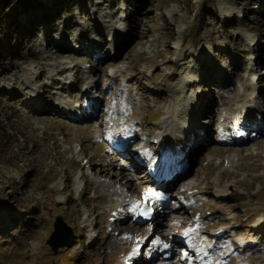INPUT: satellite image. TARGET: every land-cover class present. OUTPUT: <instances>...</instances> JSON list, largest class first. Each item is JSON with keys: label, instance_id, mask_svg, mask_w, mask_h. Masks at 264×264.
Listing matches in <instances>:
<instances>
[{"label": "rangeland", "instance_id": "374dc122", "mask_svg": "<svg viewBox=\"0 0 264 264\" xmlns=\"http://www.w3.org/2000/svg\"><path fill=\"white\" fill-rule=\"evenodd\" d=\"M63 2L33 0L0 56V264H118L149 224L133 264H180L188 221L204 243L229 230L215 264H264V132L233 142L264 105V0ZM191 110L203 136L172 179L146 175L165 159L157 137ZM109 125L141 166L117 155ZM56 217L73 239L53 252Z\"/></svg>", "mask_w": 264, "mask_h": 264}, {"label": "bare ground", "instance_id": "6f19581e", "mask_svg": "<svg viewBox=\"0 0 264 264\" xmlns=\"http://www.w3.org/2000/svg\"><path fill=\"white\" fill-rule=\"evenodd\" d=\"M252 104H253L252 108H253V106L258 108L259 102L257 101V103H256V101L254 99L252 101ZM191 113H192V110L180 122L177 120L173 123L171 121H169L168 122V128H170V129H168V130H170V133L168 131V134H166V136L164 134H162L159 137H157L158 140L162 139L161 143L163 144V146H165L163 148V153L165 155L164 156L165 159H164L162 167H155V168L150 170L152 175H156V177L163 178L164 180L172 179L176 173L175 172L176 162L183 159V155L185 153L186 148L188 149L191 146H193V143H194L193 141L197 140V138H199V136L201 135L200 133H198L200 128L198 127V123L195 120V117L192 115H191V117L189 116ZM72 116L75 117L76 115L74 114ZM248 117H249L248 113H245V118H243V120H245V123H247L249 121L248 119H251ZM246 118H248V119H246ZM263 122H264V117H262V127H263L262 133L264 132V123ZM110 125H111V122H110ZM110 125L108 127L110 129L108 131L109 137H111L114 134L113 135L114 139L118 138L119 140H123L124 137H123L122 133L116 129L113 131L111 129L112 127H110ZM236 125L238 127H235V128L233 127L234 128V130H233L234 134L233 135H234V137H236L235 138L237 140L236 142L240 143L243 140H245L246 137L240 131L239 124L236 123ZM112 126H113V124H112ZM191 136H192V141H191ZM201 136H203V135H201ZM222 138L223 137H221V139ZM121 146L122 145L119 144V147H121ZM184 164H186V163H184ZM185 168L182 169V167H181L183 172L186 171ZM188 184L185 187V189L190 187V185H188ZM101 187L111 197H113L115 199H119L121 202H124L125 199L123 200V195L120 194L118 191H115L109 184H102L101 183ZM135 187H136V189H138V185ZM141 191H143V192L147 191V187L142 188ZM224 191L225 190H222L220 193H217V195L222 194ZM149 212H150V214H148ZM152 214H153L152 210L149 209L145 213L144 217H142L143 220L147 221V224L150 223V217ZM226 219L228 220L230 218L227 217ZM174 225L175 224L173 223L172 228L169 229L170 234L169 235H167V234L163 235V237H162V238H164V240L166 241L167 244L171 240H173ZM193 226H196V228H195L196 231L190 233L189 231ZM151 228H152L151 224L147 225V227L145 228V232L139 236H136V239H135L136 242H135V245H134L135 247H134V251H133L134 253L131 252L132 254L129 253V254L125 255L123 258H120L118 260L119 262H117L118 264H128V262H132V264H133L139 259V257H138L139 253H140L139 249L145 245V243H146L145 240L148 239L147 236L151 232ZM199 228H200V226L197 225V223L188 221L184 225V229L182 230V232L179 233L178 236H175V237H177V241H180V243L181 242L184 243L188 249V250H185L184 253L180 254V259H177V262H180V264H183V261H184V264H210V263H212L211 259L213 258V255L211 253H208L209 252L208 249L210 248L209 245L201 243V246L198 247V243L200 241V238H197L196 236H197V234L199 235V233H198ZM215 232L216 231H214L213 233H215ZM185 233H187V235H185ZM251 243H255V241H251ZM162 245H163V242H160L156 247H161ZM244 245H245L244 242L240 241V246L244 247ZM255 245H257V243H255ZM227 252H228V250L225 249L224 254H227ZM186 257H189V258H186ZM216 264H220V262H218ZM236 264H242V263L237 261Z\"/></svg>", "mask_w": 264, "mask_h": 264}, {"label": "trees", "instance_id": "16d2710c", "mask_svg": "<svg viewBox=\"0 0 264 264\" xmlns=\"http://www.w3.org/2000/svg\"><path fill=\"white\" fill-rule=\"evenodd\" d=\"M63 3L64 6L70 8V0H64ZM33 6V0H0V56L8 52L13 53L7 39L9 34L17 30L14 20ZM6 11L9 13H6ZM46 21L48 22V19ZM46 21L44 20V22ZM32 31L33 27L31 26L26 34L29 35ZM21 47H19V51L23 50Z\"/></svg>", "mask_w": 264, "mask_h": 264}, {"label": "water", "instance_id": "95a60500", "mask_svg": "<svg viewBox=\"0 0 264 264\" xmlns=\"http://www.w3.org/2000/svg\"><path fill=\"white\" fill-rule=\"evenodd\" d=\"M53 231L46 240V244L53 252H56L60 248L69 247L73 235L69 227L63 222L60 217H56L53 222Z\"/></svg>", "mask_w": 264, "mask_h": 264}, {"label": "snow or ice", "instance_id": "6c2138e0", "mask_svg": "<svg viewBox=\"0 0 264 264\" xmlns=\"http://www.w3.org/2000/svg\"><path fill=\"white\" fill-rule=\"evenodd\" d=\"M185 235H187V233H185Z\"/></svg>", "mask_w": 264, "mask_h": 264}]
</instances>
